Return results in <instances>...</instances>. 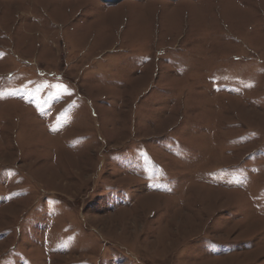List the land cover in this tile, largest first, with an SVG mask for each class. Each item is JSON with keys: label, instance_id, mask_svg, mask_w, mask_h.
Instances as JSON below:
<instances>
[{"label": "rangeland", "instance_id": "rangeland-1", "mask_svg": "<svg viewBox=\"0 0 264 264\" xmlns=\"http://www.w3.org/2000/svg\"><path fill=\"white\" fill-rule=\"evenodd\" d=\"M0 264H264V0H0Z\"/></svg>", "mask_w": 264, "mask_h": 264}, {"label": "trees", "instance_id": "trees-1", "mask_svg": "<svg viewBox=\"0 0 264 264\" xmlns=\"http://www.w3.org/2000/svg\"><path fill=\"white\" fill-rule=\"evenodd\" d=\"M102 1H107V0H102Z\"/></svg>", "mask_w": 264, "mask_h": 264}]
</instances>
